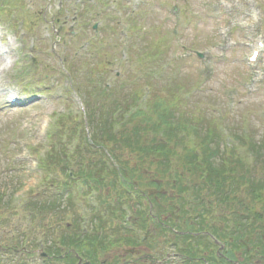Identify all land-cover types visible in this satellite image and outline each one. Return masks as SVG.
<instances>
[{"label": "rangeland", "instance_id": "1", "mask_svg": "<svg viewBox=\"0 0 264 264\" xmlns=\"http://www.w3.org/2000/svg\"><path fill=\"white\" fill-rule=\"evenodd\" d=\"M26 1L27 5L24 6L25 0H0V18L7 24L0 22L1 39L3 38L0 41V51H5L4 55L0 54V65L5 60L9 61V66L12 65L9 70L0 74V247L1 251L5 249L0 255V264H37L36 252H32L38 235L47 234V251L55 255L58 250L57 236L69 233L67 224L70 221L66 217L63 220L64 216L60 215L63 210H60L63 202L61 189L46 184L42 179L43 171L33 167L31 158L25 159L21 156L22 149L31 152V147L45 144L47 132L61 115L64 116L60 118L62 121L55 131H67L65 135H69L71 145H76V131L81 129L74 127L76 118H88L92 113L94 127L85 121L87 130H84L83 125L84 135L91 129L88 133L90 139L95 136L101 138L104 120L102 113L109 104L108 98L112 97L119 102L118 106H129L132 96L138 94L139 87L130 84L129 78L143 77L148 80H143L140 84L151 85L154 104L158 96L164 97L169 89L176 86L179 92L178 102H188L186 105L182 104V109L201 120L205 133L213 132L215 127L219 128L221 124H225L229 128L228 133L230 131L237 138L246 121L254 131V139L258 143L264 140V50L258 62L249 61L252 50L260 48V35L264 41V0H259L263 10L260 16L250 0H78L79 3L77 0H64L61 7L56 5L59 0ZM114 2L124 12L125 17L122 19L116 15ZM14 10L19 11L20 17L29 19L28 29H21L19 32L22 38L10 34L11 31L18 33L17 28L9 21L10 13ZM58 11H62L60 15H57ZM16 14L17 12L12 14L13 19ZM251 16L261 17L263 26L261 20L256 24L252 23L254 19ZM76 21L80 24L76 25ZM11 22L14 23L15 20ZM129 24L134 26L129 32L133 38L130 59L124 60L120 55V28ZM94 25H98L96 32ZM59 27H62V32L57 31ZM96 34L100 39L82 58H76L82 44L93 39ZM8 35H12L13 41L10 44L5 39ZM139 49L142 50L138 56ZM194 49L204 53L205 59L200 61L193 53ZM62 59L66 60L64 66L60 63ZM68 67H75L71 71L72 83L62 79L67 78L62 73H66ZM37 69L38 73L31 78L29 75L24 76L23 80L28 79V83H31L27 88L22 89L21 85L14 81L20 78L21 72ZM80 70L84 71L82 75L78 73ZM117 73L121 78L114 82L112 79ZM105 80H112L113 91H108ZM56 81H59L61 88L57 87ZM71 84L73 92L69 89ZM91 87H94V97L89 95L92 92ZM12 93L19 96L22 108L8 104V94ZM41 126L46 130L43 131ZM69 129L71 130L68 132ZM107 129V133L114 140L104 137V143L109 144L107 149H104L103 144L98 146V142L93 141L97 145L96 151H102L104 155L100 157L93 154L92 160L95 159L100 165H104L105 169L107 164L111 163L113 170L108 173L110 184L98 185L99 199L97 194L91 205L93 207L100 203L103 209L110 208L109 211L105 210L110 220L104 234L106 237L112 234L116 240L108 244V238H104L105 247L96 245L95 259L106 264H163L165 261L162 255L166 247H170L172 264H182L175 258L182 243L174 234L158 231L156 221L148 219L150 221L147 222V230H142V233L150 237L145 245L139 244L136 248L126 238H121L119 229L123 225V211L135 209L132 226L139 227L141 222H146L144 218L140 219L137 209L142 211L149 205L146 197L139 198L136 192H124L119 183L121 176L128 178L131 184H138L146 196H153L160 205V211L165 212L166 217L180 225L182 230L187 228L184 216L196 230L200 228L195 219L205 207L211 212H208L206 219V227L209 229L205 227L204 233L216 231L217 234L219 232L223 235L226 229L224 220L229 221L232 218L231 212L221 207L222 203L215 196L217 194L213 185L210 189L204 185L203 174L197 176V171L201 168L199 166L202 165L195 163L184 166V153L180 150L179 154L176 152L168 173L165 174L164 170L168 166L161 165L154 148L160 139L156 134L154 122L142 125V122L134 117L117 136L112 135L109 127ZM190 138L193 145L189 143V146L196 148L194 144H198L197 137ZM212 143V148H216V145L221 147L217 159L221 156L230 157L228 147L224 146L223 135ZM79 144L82 145L80 140ZM232 145L236 146L234 143ZM235 150L237 153L249 155L246 147L239 144ZM247 157L244 158L243 171L254 173L245 175L248 179L264 173V159H259L253 164L251 156ZM33 159L38 162L37 158ZM64 165L66 164L63 161L59 164L60 167ZM66 167L77 171V174L80 170L78 164H69ZM201 169L209 171L204 167ZM57 174L60 178L63 177L59 172ZM177 177L183 178L186 190L184 193L178 191V184L173 186ZM188 179L191 180L190 184ZM27 182L35 188L21 201L29 202L27 209H23L21 203L12 200V196L20 188L22 193L26 191ZM229 182L228 179L227 186ZM227 186L223 189L227 190ZM244 186L249 189V182ZM197 188L201 191L200 200L203 206L199 211L196 209L198 205L195 203L194 194ZM252 197L249 195L245 202L241 201L242 204L245 203L247 210L245 217L250 215L252 210L261 211L263 207V200L258 202ZM105 199L106 204L103 203ZM188 200L192 201L189 205L186 203ZM80 202L75 196L74 209L67 214L80 218ZM232 203L235 207L234 202ZM114 204H118V208H115ZM156 211L155 207L152 213ZM90 216L92 220L96 214L91 211ZM25 231L29 235L26 239L30 240L31 245L27 247L31 249L22 252L20 244ZM217 237L220 238L219 234ZM220 239L217 247H211L213 252H209L212 255L208 253L204 256L210 258L216 256L215 252L224 253L229 245ZM189 242L193 243L195 240L191 239ZM59 250L60 256L56 255L53 261L49 259V264H68L72 258L76 261L74 264H88L89 260L80 251L69 253L68 249L62 247ZM78 255L84 258L78 261ZM182 258L187 261L185 256ZM240 262L262 264L264 260L261 262V259L246 247L236 253V260L233 261L234 264Z\"/></svg>", "mask_w": 264, "mask_h": 264}, {"label": "trees", "instance_id": "2", "mask_svg": "<svg viewBox=\"0 0 264 264\" xmlns=\"http://www.w3.org/2000/svg\"><path fill=\"white\" fill-rule=\"evenodd\" d=\"M169 96H170L169 101L167 100L164 101L162 99L158 100L152 112L155 122H156V117H158L159 119V122H156L157 124L155 131L157 136L160 137V139L158 140L159 143L157 142V144L154 147L155 151L159 155L160 158L159 162H161V165L168 166L167 169L164 170L165 174H167L168 168L172 164L176 152L178 150H182L184 153V157L182 159L184 166L199 163V165H202L199 167L201 168L204 167V169L207 168L209 170L207 171L208 176L206 177V181L204 182V185L205 186L208 185V189H210L213 185V189L217 194L215 196H217L219 198V202L222 203L221 207H225L226 210H230L231 212L232 218L229 221L228 219L224 220V222L226 223L225 228L227 232L223 235H220V233L218 232L220 238H222V240L224 241V244H228L229 246H227L228 248L225 249L223 254L221 251H219V253L216 252L214 253L216 256H211L210 258L204 256L210 253L209 251L213 252L211 250V247L215 244L210 245V243H208L207 241L209 236H207V234L204 235L203 230H205V227L207 226L206 225V219L208 218L207 215L208 212L211 211L208 208L206 210V208L201 205V200H200L201 191L198 188L194 191L196 197L195 203H197L198 205L196 209L199 211V208L201 207L203 208L201 209V211H199V214L196 216L197 218L195 219V221L200 225V228L196 230L192 226V224L189 223L188 219L184 216V224L186 225L187 228L185 230H182L180 228V225H177L172 221H170L169 220L170 218L166 217L164 215V212L162 213V211H160V205L157 204L153 196H151L153 199L146 196V193L140 188L139 185H137V188L139 189V191L137 192V194L139 195L138 197L139 198L146 197L148 200L152 201L154 205H156L157 219L156 220L151 219V220H153L154 222L156 221L155 223L157 225L158 231L161 230L162 232H170L177 237L180 243H182L183 246H181V249L178 251V254L181 256H185V258H187V261L183 259V264H233V261L236 260V253L240 252L241 249L245 250L246 247L253 253V255H256V257L261 259V262H263L264 203L261 211L254 209L251 211L250 215H247L245 217L247 210L244 207L245 203L242 204L241 201L245 202L246 197L252 195L253 196L252 199H257L258 202H261V200H263L264 202V176H262V174L264 173L262 174L259 173L257 177H252V179H248L245 176V175H254V173H246L243 171L245 166L244 158H246L248 155L246 153L240 155V154H236L235 150L234 151L232 150L230 152V157L223 158V156H221L220 158L217 159L216 157L221 153V147L219 145H216V148H212L213 147L212 142H216V140L219 138V134L217 133V131L214 129L213 132L205 133L204 128L200 122L201 120L190 115L191 113L189 111L186 110L183 111L184 109H182V105L175 103L176 92H172ZM141 122L142 125L151 124V120L149 119H145L144 121ZM106 130L102 132L103 136L101 139L98 138L94 139L95 143L98 142V146L103 144V147L105 149L108 148L109 144L106 142L104 143V137L108 140H114V138H112L108 133H106ZM190 135L196 136L198 140L197 147L194 149L187 144V139ZM198 138L200 139V142ZM236 139L241 145L245 146L243 144V140L242 137H240V135ZM95 143H93V146L88 147L86 152L87 155L91 154L92 152L91 150L94 149L95 146H97L95 145ZM246 145H247L246 147L248 148V153L251 156V162L253 164L258 162L259 159H264V142L258 143L256 139L252 138L251 142ZM60 146L62 147V145ZM85 154L82 152H79L78 154V156L81 158L82 161L85 160L86 158ZM53 155L49 158L50 162L54 161ZM57 155L58 156L55 157L58 160L59 158H61V156H65V150L63 148H60V152L57 153ZM249 155L247 158L250 157ZM89 160L90 163L87 164L90 166V168L87 174H84L83 170L79 174L80 183L86 190H91L92 188H95L98 192H100V190L94 187V185L96 186L102 185L103 184L102 181L109 180L108 176L102 178L103 170L100 163L95 162V160H91L90 157ZM62 161H64V159H62ZM216 162H218V164H216ZM201 168L199 171H197V176H201V174L205 172ZM228 179L230 180V182L227 186ZM119 181L123 190L126 189L124 192H130L129 190L134 189L133 184L127 183L128 180L126 177L121 176V179H119ZM175 181L176 182L173 184V186L176 187L175 185L178 183V187H179L178 191L184 193L186 190L184 188L183 178L177 177ZM246 182H249L250 184L249 189H247V187L244 186ZM112 185H114V183H112ZM225 186H227V190L223 189ZM66 189L68 190V193H70V184L66 185ZM86 190L84 193L87 194ZM240 198H242V200H240ZM232 202H234L235 207H233ZM103 203L104 204L107 203L106 199ZM69 206H71V204H69ZM114 206L115 208H117L116 205ZM109 209H110L109 207H105L103 211L105 210L109 211ZM197 210L196 212H198ZM184 211L185 210L182 211V214H184ZM160 213H162L163 216L168 220L166 221V219H164ZM138 215L140 216V219L144 218V215L141 210L138 212ZM189 219L195 222L192 218ZM97 220L99 222L98 223L95 222V225H97L96 227H98L99 231L100 230L103 231L106 222L102 220L101 216H98ZM144 220L146 223L141 222L142 230H147V220L146 219ZM73 223L75 224V220ZM125 233L128 232L125 231L123 228L119 229V235L121 236V238L123 239L126 238L128 241H130L132 246L137 247L138 241L137 239H135L134 235L131 233L130 236H124ZM218 234L216 231L211 233V235L217 238V240H221L219 237H217ZM76 236H78V233L76 234ZM87 239H89L90 241L91 249L98 242L99 244L102 243L101 242L102 237L96 233L92 234ZM191 239H194L195 242L193 243L189 242V240ZM71 240L72 239H70V231H69L67 235L64 234L63 236H61L58 245L61 246L62 248L68 247L69 250H71L74 247L80 250L83 247L81 242L75 243L76 239H74L73 241ZM69 242L71 243L68 245ZM83 250L87 252L88 258H96L95 255L90 253L89 248H84ZM55 254L58 255L59 251H57V253ZM49 255L50 257L53 256L52 253H49ZM210 255L212 254L210 253ZM94 264H97V262L94 261ZM239 264H246V263L240 262Z\"/></svg>", "mask_w": 264, "mask_h": 264}]
</instances>
